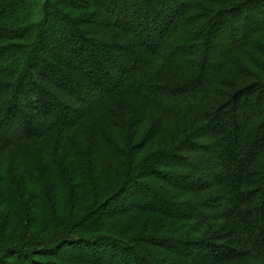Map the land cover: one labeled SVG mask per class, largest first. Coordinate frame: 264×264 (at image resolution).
<instances>
[{
    "label": "trees",
    "instance_id": "1",
    "mask_svg": "<svg viewBox=\"0 0 264 264\" xmlns=\"http://www.w3.org/2000/svg\"><path fill=\"white\" fill-rule=\"evenodd\" d=\"M0 264H264V0H0Z\"/></svg>",
    "mask_w": 264,
    "mask_h": 264
}]
</instances>
